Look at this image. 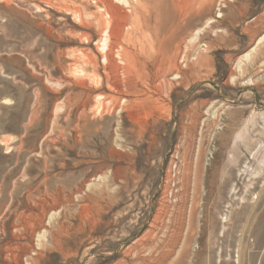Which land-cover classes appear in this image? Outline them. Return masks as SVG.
Segmentation results:
<instances>
[{"label": "rangeland", "instance_id": "1", "mask_svg": "<svg viewBox=\"0 0 264 264\" xmlns=\"http://www.w3.org/2000/svg\"><path fill=\"white\" fill-rule=\"evenodd\" d=\"M175 4L0 0V264H264V0Z\"/></svg>", "mask_w": 264, "mask_h": 264}, {"label": "bare ground", "instance_id": "2", "mask_svg": "<svg viewBox=\"0 0 264 264\" xmlns=\"http://www.w3.org/2000/svg\"><path fill=\"white\" fill-rule=\"evenodd\" d=\"M178 13L181 14L182 18L184 17V11L187 10L190 12L193 16L197 13V5L196 0H179V4H175L174 6ZM109 40V39H108ZM108 40L104 37L101 41V45L99 47V50L101 53H104L108 46ZM161 54V59L163 60V63L165 62L166 56L164 55V51L159 52ZM165 56V57H164ZM246 61H249V57L246 56ZM185 169H186V163H185ZM188 180H189V170L186 169V172L183 176L182 183H179V186L177 187L179 190L182 188H186L188 186ZM187 191V189H186Z\"/></svg>", "mask_w": 264, "mask_h": 264}]
</instances>
